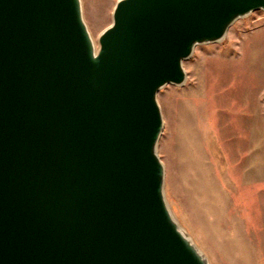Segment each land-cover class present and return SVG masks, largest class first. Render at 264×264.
I'll return each mask as SVG.
<instances>
[{
    "label": "water",
    "instance_id": "obj_1",
    "mask_svg": "<svg viewBox=\"0 0 264 264\" xmlns=\"http://www.w3.org/2000/svg\"><path fill=\"white\" fill-rule=\"evenodd\" d=\"M264 0H0V264H208L164 196L157 94Z\"/></svg>",
    "mask_w": 264,
    "mask_h": 264
},
{
    "label": "rangeland",
    "instance_id": "obj_2",
    "mask_svg": "<svg viewBox=\"0 0 264 264\" xmlns=\"http://www.w3.org/2000/svg\"><path fill=\"white\" fill-rule=\"evenodd\" d=\"M116 1L80 0L96 47ZM183 69L157 94L168 207L208 264H264V11L196 46Z\"/></svg>",
    "mask_w": 264,
    "mask_h": 264
}]
</instances>
